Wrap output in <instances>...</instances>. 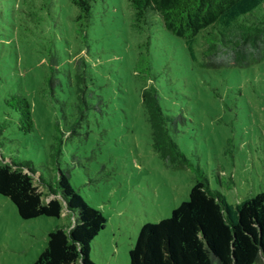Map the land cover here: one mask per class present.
Returning <instances> with one entry per match:
<instances>
[{"label": "trees", "instance_id": "trees-1", "mask_svg": "<svg viewBox=\"0 0 264 264\" xmlns=\"http://www.w3.org/2000/svg\"><path fill=\"white\" fill-rule=\"evenodd\" d=\"M98 1L0 0V40L11 33L21 42L39 38L35 48L44 56L39 89L59 105L61 118L40 164L3 152L14 140L12 132L31 134L36 125L22 81L0 82V194L23 219L69 218L48 231L47 246L32 264H97L91 259L92 241L107 219L72 185V166L63 165L62 158L67 140L80 134L92 114L108 113L109 94L88 58ZM126 1L136 38L132 75L151 147L167 167L189 169L194 179L189 198L169 216L141 226L129 250L130 264L262 263L264 190L233 205L186 155L178 141L185 117L162 105L152 47L164 33L181 40L194 67L218 71L258 64L264 60V0Z\"/></svg>", "mask_w": 264, "mask_h": 264}, {"label": "rangeland", "instance_id": "rangeland-1", "mask_svg": "<svg viewBox=\"0 0 264 264\" xmlns=\"http://www.w3.org/2000/svg\"><path fill=\"white\" fill-rule=\"evenodd\" d=\"M130 14L126 0L95 5L88 58L102 91L109 94L108 113L92 114L80 134L67 140L62 158L63 165L72 166V185L107 219L92 241L91 259L97 264H130L129 250L141 226L169 216L189 198L194 183L189 169L167 167L151 147L132 75L136 38ZM162 35L152 54L161 72L162 105L185 117L178 135L183 151L233 205L264 190V60L208 71L192 65L181 40ZM0 41V53H5L0 82L22 81L36 125L31 134L12 132L14 140L3 152L40 164L61 118L59 105L39 89L44 61L35 48L39 38L21 42L11 33ZM3 89L0 84V98ZM2 111L0 103V118ZM68 221L23 219L10 198L0 194V264H32L47 246L48 231Z\"/></svg>", "mask_w": 264, "mask_h": 264}]
</instances>
